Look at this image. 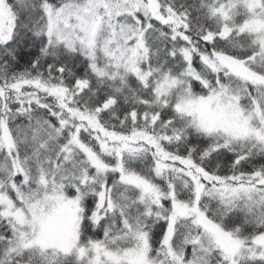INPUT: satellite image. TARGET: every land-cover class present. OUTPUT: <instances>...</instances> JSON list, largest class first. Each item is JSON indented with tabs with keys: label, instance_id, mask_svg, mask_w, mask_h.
<instances>
[{
	"label": "snow or ice",
	"instance_id": "snow-or-ice-1",
	"mask_svg": "<svg viewBox=\"0 0 264 264\" xmlns=\"http://www.w3.org/2000/svg\"><path fill=\"white\" fill-rule=\"evenodd\" d=\"M0 264H264V0H0Z\"/></svg>",
	"mask_w": 264,
	"mask_h": 264
}]
</instances>
